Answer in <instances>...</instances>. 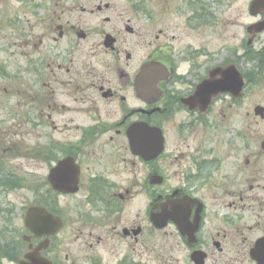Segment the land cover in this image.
Wrapping results in <instances>:
<instances>
[{"label": "flooded vegetation", "instance_id": "flooded-vegetation-1", "mask_svg": "<svg viewBox=\"0 0 264 264\" xmlns=\"http://www.w3.org/2000/svg\"><path fill=\"white\" fill-rule=\"evenodd\" d=\"M222 1L225 12L230 0ZM14 2L19 22L8 20L0 0V34L19 30L16 63L0 52L2 159L17 146L19 155V134L8 147L9 131L31 126L39 153L47 150L48 173L70 160L77 174L75 193L48 185L49 196L84 195L83 209L63 215L50 199L63 229L82 227L73 241H59L60 233L50 239L41 257L51 264H264V148L248 153L246 127L229 149L211 138L232 107L245 105L246 88L239 97H215L203 87H215L232 66L247 80V38L239 53L232 57L228 44L216 59L215 0ZM10 174L0 168V195L19 192V174ZM77 242L86 249L77 251Z\"/></svg>", "mask_w": 264, "mask_h": 264}, {"label": "rangeland", "instance_id": "rangeland-1", "mask_svg": "<svg viewBox=\"0 0 264 264\" xmlns=\"http://www.w3.org/2000/svg\"><path fill=\"white\" fill-rule=\"evenodd\" d=\"M215 2L217 4L212 5V8L217 12L215 13L217 28L213 48L216 51V59L219 60L225 56L226 50L224 47L228 44L231 46L232 57L234 53L240 52L238 51V48L241 47L240 44L245 38L248 42L251 37L245 33V25L249 26L256 23L259 18H253L248 14V5L251 0H230V8L225 9V12L222 11L224 9L223 5L218 6L219 2L223 4V1L215 0ZM7 7L8 20H12L17 15V21L19 22L18 4L14 0H7ZM263 47L264 34H259L248 47L252 49H245L241 52L245 56L247 54L246 75L251 84L246 89L245 105L232 107L229 114L230 121L227 122L226 120L225 124L217 126L211 136L214 146L219 147L221 150L224 148L229 149L233 145L238 146L236 141L239 140L243 128L246 127V137L249 141L248 153L261 152L259 141L264 140V120L256 117L253 110L258 105L264 108V57L255 55ZM0 52L1 57L8 61L15 62L19 59V30L12 31L8 28L0 34ZM14 101L15 99H12L11 105H14ZM9 132L11 133H9L8 140L11 143L8 147L16 144L17 136L15 134H19V155L18 146L13 147L14 151L9 153V156L5 159H2L3 152L0 151V160L5 173L19 174V192H7L6 195H0L1 211L3 210L0 214V246H5L4 249L0 250V264H17L27 250L25 244L21 245V237L26 233L23 227V219L29 207L39 205L36 204L39 199L42 202L47 201L49 207H51L50 199L55 200L58 212L62 215L75 208H84V195L82 193L69 198L58 197L56 199L46 193L48 189L44 184H46L48 174V163L38 155L43 145L38 148V142L31 126L24 124L19 127V130ZM251 140L253 142H250ZM226 145L231 146L226 147ZM18 156L19 158H17ZM81 227L80 221H76L71 225L70 231L65 227L60 232L58 240L62 242L63 239L68 237L73 241L75 235H78V229ZM72 229L74 231L70 233ZM94 230L96 232V229ZM82 233L85 234L86 232L82 231ZM71 245L77 251L86 249L80 247V242ZM61 251H65V248ZM63 256L62 254L61 257L63 258Z\"/></svg>", "mask_w": 264, "mask_h": 264}, {"label": "water", "instance_id": "water-1", "mask_svg": "<svg viewBox=\"0 0 264 264\" xmlns=\"http://www.w3.org/2000/svg\"><path fill=\"white\" fill-rule=\"evenodd\" d=\"M264 13V0H253L249 6V14L257 16ZM264 31V22L255 24L248 28V33L255 36ZM245 80L235 71V67H228L225 69L221 79L216 80L215 87H208L207 83L203 88H210L212 95L215 97L219 94L235 93V97H239ZM255 116L264 119V108L257 106L254 109ZM158 132L152 131V148L157 151L160 147L161 141L158 139ZM264 148V144H262ZM72 161L65 160L58 164L57 168L48 174L47 182L53 187L56 192L75 193L77 191L76 180L77 174L72 169ZM168 219V218H167ZM169 219L173 220L171 217ZM25 228L31 233V236H24V242H31L32 238L44 240L41 244L32 249L29 246V253L25 255L24 260L19 264H51L46 259L42 258L40 253L46 250L49 246V238L55 236L62 229V221L60 218L54 217L43 208L32 207L27 210L24 218ZM166 222L164 223V226ZM163 226H158L161 228Z\"/></svg>", "mask_w": 264, "mask_h": 264}, {"label": "trees", "instance_id": "trees-1", "mask_svg": "<svg viewBox=\"0 0 264 264\" xmlns=\"http://www.w3.org/2000/svg\"><path fill=\"white\" fill-rule=\"evenodd\" d=\"M255 55L264 57V50H261L260 52H257ZM257 56H256V57H257ZM263 59H264V58H263ZM258 61L260 62L261 60H258ZM248 83H250V81H248ZM40 156H42V154H40ZM45 160H46V159H45ZM7 176H9V175H7ZM46 193L49 194V191H46ZM39 203L42 204L43 206L49 208L47 201L42 202L41 200H39ZM4 248H5V246H0V250H2V249H4Z\"/></svg>", "mask_w": 264, "mask_h": 264}]
</instances>
